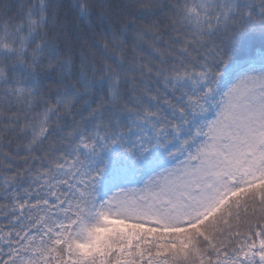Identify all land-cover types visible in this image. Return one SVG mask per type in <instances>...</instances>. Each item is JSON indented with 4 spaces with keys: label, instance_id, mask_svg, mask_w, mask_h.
I'll use <instances>...</instances> for the list:
<instances>
[{
    "label": "snow or ice",
    "instance_id": "snow-or-ice-1",
    "mask_svg": "<svg viewBox=\"0 0 264 264\" xmlns=\"http://www.w3.org/2000/svg\"><path fill=\"white\" fill-rule=\"evenodd\" d=\"M0 264H264V0H0Z\"/></svg>",
    "mask_w": 264,
    "mask_h": 264
}]
</instances>
